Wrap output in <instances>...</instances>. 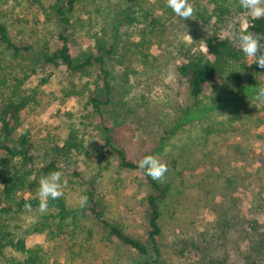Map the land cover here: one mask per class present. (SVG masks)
Wrapping results in <instances>:
<instances>
[{"label": "rangeland", "instance_id": "obj_1", "mask_svg": "<svg viewBox=\"0 0 264 264\" xmlns=\"http://www.w3.org/2000/svg\"><path fill=\"white\" fill-rule=\"evenodd\" d=\"M63 1L0 0V21L12 41L30 47L16 52L0 40V110L9 100L24 103L13 138L28 131L33 144L34 162L27 166L32 174L19 196L38 197L41 167L56 161L61 196L76 213L75 221L68 219L67 240L32 235L46 211L18 213L11 230L38 251V264L144 262V255L110 237L85 209L93 194L102 218L152 251L147 196L154 190L138 162L153 155L167 166L158 182L169 187V195L162 204L160 254L152 253L147 264L250 261V205L264 200V124L255 120L262 98L237 94L241 87L228 76L209 81L196 98L178 71L188 56L207 53L210 36L239 47L231 33L249 31L247 11L230 0L238 12L221 22L210 0H187L193 13L183 20L167 0H77L72 24L64 30L53 10ZM61 32L75 57L99 55L103 45V66L73 73L60 61L45 63V55L61 46ZM250 75L242 73L245 86ZM255 87L264 89V73ZM71 135L82 147L61 153ZM113 148L136 168L123 166ZM6 157L0 149V167ZM14 161V167L21 165ZM2 189L0 181V194ZM237 219L242 225L231 226ZM8 255L27 264L28 253Z\"/></svg>", "mask_w": 264, "mask_h": 264}, {"label": "trees", "instance_id": "obj_2", "mask_svg": "<svg viewBox=\"0 0 264 264\" xmlns=\"http://www.w3.org/2000/svg\"><path fill=\"white\" fill-rule=\"evenodd\" d=\"M37 1L38 0H34ZM239 3V0H234ZM77 0H64L63 3H57L53 6V10L58 17L61 24L64 25V30H68L72 24L71 16L75 10ZM209 5L212 9V14L217 16V20L222 22L226 14L237 13L238 8L233 5L230 0H210ZM239 8L240 5H239ZM45 15V9H41ZM249 31L254 34L264 35V18H252L249 24ZM59 38L62 42L61 46L54 52L46 54L45 63H55L59 61L64 64L67 69L73 73H81L87 69L99 64L103 66L104 56L102 51L104 46L99 47V55L91 52H82L81 56L75 57L68 37L61 32ZM0 40L7 44L8 47L18 52L20 50H28L30 47L18 45L14 43L10 37L7 26L0 21ZM207 53L199 52L194 55L188 56L187 60L178 68V71L187 77L190 94L193 97L202 95L206 84L217 78L235 79V82L241 87L237 94H244L246 92L252 95L261 96L263 105L260 107L255 120L259 125L264 124V89L258 90L255 85L259 83V77L264 73L256 64H251V60L246 59L236 44L232 43L229 39L222 37L210 36L206 40ZM105 70V69H103ZM107 73V71L105 70ZM249 72L251 75L249 85L245 86L242 83V73ZM108 87V85H106ZM95 100V99H94ZM99 108V104H95ZM24 107V103H15L8 101L3 109L0 110V149L6 154L7 160L4 167H0V181L3 185L0 194V264H24V261H19L15 257L8 255L9 250L19 252L21 254H29L27 264H38L40 255L33 252L27 245L24 237H18L14 231L11 230V223L15 219V215L29 210L39 211V198L38 197H24L19 196L20 192L27 191V181L29 175L32 174V169L27 167L34 162V154L31 153L33 146L31 137L28 131L21 134L18 140L15 141L13 133L16 124L18 123V111ZM110 144V141H107ZM82 143L77 142L71 135L65 145L58 149L61 153L66 154L72 150H79ZM120 156L121 163L125 167L136 168V165L126 160L124 152L119 149L113 148ZM10 158V159H9ZM18 159L20 166L14 167V160ZM13 163V164H12ZM60 167L56 161H50L44 167H41L44 176L52 171H59ZM264 174V169H260V175ZM148 181L154 190L153 194H148V211L147 222L149 227V240L152 245L150 251L145 244L140 240L126 234L120 227L110 223L108 220L101 217V214L94 201L93 194L90 196V203L86 207V211L91 215L102 228L106 229L110 237L120 241L121 243L130 246L138 253L144 255L146 260L140 264H147L150 261L152 253L159 256L160 250L158 247V238L162 234V204L165 203L169 195V187L162 186L158 181L152 180L148 175ZM263 187V183H261ZM252 214L248 217V226L250 227L249 234L253 235L250 243V250L253 253L244 264H264V200L260 198L257 204L250 205ZM46 215L42 217L32 229V235L35 238L47 235L48 242L55 239L67 240L68 227L71 223L68 222L70 218L75 221V209L68 207L63 196L56 199H49L47 202ZM237 228V225H242V221L230 223ZM247 251V250H245ZM33 252V254H32ZM31 253V255H30ZM248 253V251H247ZM224 263V262H223Z\"/></svg>", "mask_w": 264, "mask_h": 264}, {"label": "clouds", "instance_id": "obj_3", "mask_svg": "<svg viewBox=\"0 0 264 264\" xmlns=\"http://www.w3.org/2000/svg\"><path fill=\"white\" fill-rule=\"evenodd\" d=\"M240 7L247 11L250 18H264V0H239ZM167 7L181 19L191 18L193 9L187 0H167ZM231 29V25L229 26ZM235 36L240 51L246 59L252 61L248 64H256L261 70H264V35L254 34L251 31H245L243 28H238L236 32L231 33ZM138 167L143 169L145 173L154 181L163 179L167 172V166L161 160L153 155L144 156L139 162ZM62 173L60 171H52L39 180V188L37 196L39 198V211L45 212L49 199H56L61 195ZM87 197H81L80 204L83 206L86 203Z\"/></svg>", "mask_w": 264, "mask_h": 264}]
</instances>
